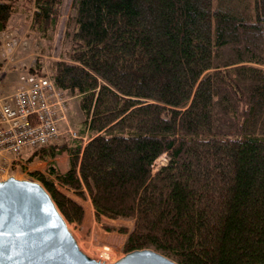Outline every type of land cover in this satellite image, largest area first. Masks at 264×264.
Here are the masks:
<instances>
[{"label":"trees","instance_id":"obj_1","mask_svg":"<svg viewBox=\"0 0 264 264\" xmlns=\"http://www.w3.org/2000/svg\"><path fill=\"white\" fill-rule=\"evenodd\" d=\"M62 1L31 0L30 28L49 42ZM16 6L0 0V34ZM65 39L48 74L28 72L78 99L87 140L22 153L47 160L30 174L62 214L84 209L56 183L89 197L97 220L133 219L105 226L127 234L124 252L264 264V0H72Z\"/></svg>","mask_w":264,"mask_h":264},{"label":"rangeland","instance_id":"obj_2","mask_svg":"<svg viewBox=\"0 0 264 264\" xmlns=\"http://www.w3.org/2000/svg\"><path fill=\"white\" fill-rule=\"evenodd\" d=\"M33 4L31 0H17L16 11L12 15L8 28L0 34V60L2 66L0 68V95L12 92L19 83V76L22 73H27L31 68H37L41 64V70L50 72L49 63L52 59H59L64 56L68 44L65 39V30L67 21L71 13L72 0H63L61 5V13L54 37L51 42L41 38L35 31L30 28V16L32 13ZM15 37L21 41L15 49H8L7 56L3 55L4 41L7 37ZM24 41V44L22 43ZM68 96V106L65 113V118L60 122L61 135L55 140L57 145L71 141V137H81L84 143L87 140V132L80 133V123L82 121V113L78 105V99L75 96ZM71 131H75L76 135H71ZM53 142V143H55ZM22 160L16 165L10 167V173H14L18 177L36 179L30 171L38 170L45 171L47 160L42 158H34L31 161ZM165 154L159 157L154 165L153 172L165 163ZM53 161L60 168V171L66 170L69 164V156L66 150L57 154ZM0 177H2L0 175ZM51 178L53 176L50 175ZM39 181V180H38ZM41 182V181H40ZM58 188L68 196H71L77 201H81L84 209L83 218L81 221L68 220L67 223L78 239L82 249L93 258H104L107 261H113L124 254V241L126 233L118 232L117 230H108L105 226L114 227L126 226L132 227V218H106L100 217L96 219L94 209L89 197L81 198L72 190L65 186L56 183ZM171 258V257H170Z\"/></svg>","mask_w":264,"mask_h":264},{"label":"water","instance_id":"obj_3","mask_svg":"<svg viewBox=\"0 0 264 264\" xmlns=\"http://www.w3.org/2000/svg\"><path fill=\"white\" fill-rule=\"evenodd\" d=\"M0 233V264H180L147 247L91 257L44 184L14 173L0 177Z\"/></svg>","mask_w":264,"mask_h":264},{"label":"built area","instance_id":"obj_4","mask_svg":"<svg viewBox=\"0 0 264 264\" xmlns=\"http://www.w3.org/2000/svg\"><path fill=\"white\" fill-rule=\"evenodd\" d=\"M3 41L4 56L8 49L21 44L10 36ZM19 83L12 92L0 95V175L19 163L24 150L59 139L60 122L68 106L67 94L48 76L22 73ZM71 135L76 132L71 131Z\"/></svg>","mask_w":264,"mask_h":264},{"label":"crops","instance_id":"obj_5","mask_svg":"<svg viewBox=\"0 0 264 264\" xmlns=\"http://www.w3.org/2000/svg\"><path fill=\"white\" fill-rule=\"evenodd\" d=\"M68 167H69V164H68L67 168H68ZM67 168H66V169H67ZM64 170H65V169H64ZM78 202H80V203H81V201H78ZM102 217H106V216H102ZM106 218H108V217H106Z\"/></svg>","mask_w":264,"mask_h":264},{"label":"snow or ice","instance_id":"obj_6","mask_svg":"<svg viewBox=\"0 0 264 264\" xmlns=\"http://www.w3.org/2000/svg\"><path fill=\"white\" fill-rule=\"evenodd\" d=\"M3 236V233H0V237H2Z\"/></svg>","mask_w":264,"mask_h":264}]
</instances>
